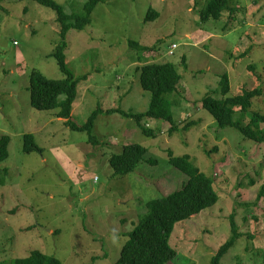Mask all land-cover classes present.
Listing matches in <instances>:
<instances>
[{
	"label": "rangeland",
	"instance_id": "1",
	"mask_svg": "<svg viewBox=\"0 0 264 264\" xmlns=\"http://www.w3.org/2000/svg\"><path fill=\"white\" fill-rule=\"evenodd\" d=\"M53 1L67 16L81 14L86 2ZM207 1L103 0L89 25L67 32L66 64L78 81L71 116L77 125L98 106L145 111L150 93L140 87L139 66L171 62L182 76L178 95L167 97L176 108L171 113L177 131L169 133L170 124L145 118L142 126L162 131L150 138L130 118L99 114L94 146L56 111L30 105L32 71L65 78L53 57L62 40L56 13L34 0H0V138L9 137L8 157L0 162L2 178L7 170L0 185V264H13L33 250L62 264L116 262L146 212L143 203L185 181L169 165L167 151L189 156L214 180L218 195L214 206L174 225L169 245L177 258L167 264H211L232 237L231 215L241 235L220 264H264V196L257 199L264 187V144L244 139L233 128H218L201 107L206 95L221 98L219 81L226 74L228 96L261 91L243 122L251 112L264 114V0H230L233 13L201 22ZM149 9L158 16L144 22ZM27 134L41 152H23ZM131 143L146 148L145 158L156 164L141 163L131 175L114 177L109 158Z\"/></svg>",
	"mask_w": 264,
	"mask_h": 264
},
{
	"label": "trees",
	"instance_id": "2",
	"mask_svg": "<svg viewBox=\"0 0 264 264\" xmlns=\"http://www.w3.org/2000/svg\"><path fill=\"white\" fill-rule=\"evenodd\" d=\"M39 5L49 8L56 13V21L60 25L61 43L56 47L53 57L59 70L65 75L64 79H48L39 71H32L29 75L30 105L37 111H56L58 119L65 120V125L72 131L85 132L88 136L87 142L98 146V140L92 135L94 122L99 114H120L135 121L144 136L155 138L162 134L160 129H149L142 126L143 119H152L156 125L162 123L170 124L168 132L177 131L179 125H175L171 108L173 98L169 95L179 92V84L182 76L171 62L149 63L135 69L141 89L150 93L148 108L138 114L125 113L120 109L103 110L100 106L89 116L82 125L72 122L73 103L76 99V87L78 81L67 68L64 50L66 48L65 37L70 29L83 30L90 24L91 14L97 4L103 0H86L81 14L67 16L63 9L53 0H34ZM230 0H208L206 6L201 9L199 16L201 22L218 21L224 11L233 13L236 7H232ZM158 13L149 9L144 22L157 18ZM85 78V77H83ZM218 92L220 99L206 95L201 100L202 109L206 110L218 128H233L238 131L244 139L255 144H264V114L251 112L249 122L245 124L246 115L252 107V100L261 96L259 88L244 90L237 96H228L230 82L226 74L220 77ZM182 94V93H181ZM176 95V94H175ZM64 96L63 100H59ZM174 109H176L174 107ZM237 109V110H236ZM186 129V128H184ZM9 137L0 138V162L8 157ZM23 152H41L35 145L31 134L23 136ZM147 149L143 146L131 143L125 144L119 154L109 158L108 165L112 174L117 178H124L137 170L141 163L155 165L156 161L146 159ZM146 157V158H145ZM168 163L185 175V181L180 188L161 197L144 202L146 212L139 217L138 223L129 233V239L122 246L119 258L113 264H167L177 258V252L169 245V239L174 225L178 222L197 216L201 211L214 206L218 201V195L213 189V179L205 176L191 162L189 156H174L167 151ZM2 174V171H0ZM3 178L0 175V185H5L7 170H3ZM264 196V187L261 188L257 199ZM230 230L232 237L219 247L216 255L212 257L211 264H220L221 258L234 245L240 237L233 216H230ZM13 264H62L58 259L47 256L40 251L33 250L25 258L16 259Z\"/></svg>",
	"mask_w": 264,
	"mask_h": 264
}]
</instances>
